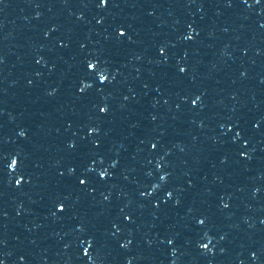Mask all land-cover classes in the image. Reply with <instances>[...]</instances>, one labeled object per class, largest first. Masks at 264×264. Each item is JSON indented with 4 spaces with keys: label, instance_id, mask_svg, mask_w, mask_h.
Returning a JSON list of instances; mask_svg holds the SVG:
<instances>
[{
    "label": "snow or ice",
    "instance_id": "snow-or-ice-1",
    "mask_svg": "<svg viewBox=\"0 0 264 264\" xmlns=\"http://www.w3.org/2000/svg\"><path fill=\"white\" fill-rule=\"evenodd\" d=\"M90 67H92V66L90 65ZM102 111H103V109H102Z\"/></svg>",
    "mask_w": 264,
    "mask_h": 264
}]
</instances>
